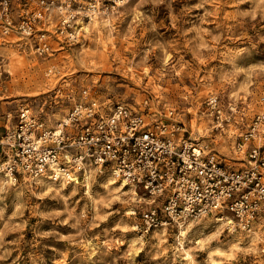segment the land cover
Masks as SVG:
<instances>
[{"label": "rangeland", "instance_id": "rangeland-1", "mask_svg": "<svg viewBox=\"0 0 264 264\" xmlns=\"http://www.w3.org/2000/svg\"><path fill=\"white\" fill-rule=\"evenodd\" d=\"M53 25L45 54L0 26V134L20 105L52 125L82 99L135 109L146 99L227 163L247 162L235 145L264 112V0H126L74 40ZM263 130L247 144L264 143ZM121 182L0 176V264H264V233L229 230V216L138 233L132 211L147 199Z\"/></svg>", "mask_w": 264, "mask_h": 264}, {"label": "built area", "instance_id": "built-area-1", "mask_svg": "<svg viewBox=\"0 0 264 264\" xmlns=\"http://www.w3.org/2000/svg\"><path fill=\"white\" fill-rule=\"evenodd\" d=\"M124 1L0 0V26L4 34L15 30L45 54L50 23L56 35L74 40L84 20ZM82 94L87 97L86 89ZM143 104L142 109L123 103L105 108L82 99L52 125L20 105L0 134V176L77 183L92 173L113 175L144 191L147 200L132 211L133 229L142 235L206 215L229 216V230H264V143L247 144L264 126V112L239 135L236 151L247 162L235 167L190 137L172 111L160 117L146 99Z\"/></svg>", "mask_w": 264, "mask_h": 264}, {"label": "bare ground", "instance_id": "bare-ground-1", "mask_svg": "<svg viewBox=\"0 0 264 264\" xmlns=\"http://www.w3.org/2000/svg\"><path fill=\"white\" fill-rule=\"evenodd\" d=\"M90 21V20H89ZM105 21H107V18L105 19ZM114 177V176H113ZM88 178V176H86L84 179H87ZM115 178V177H114ZM121 185H126V182H124L123 180H122V182H121ZM129 188H130V191H131V194H132V196L134 197V198H136L137 197V195H138V192H137V188H135L133 185H129ZM145 199H146V197H145ZM204 217H207V215L206 216H203V217H200L199 219H201V218H204ZM222 217H226V215H223ZM195 219H187V220H185V221H178L177 223H176V225L178 226V232H181V233H184L185 232V230H184V227H189V224H191L190 222H188V223H185L186 221H194ZM198 220V219H197ZM257 230H259V231H261V232H263L264 233V230H260V229H257ZM255 232V231H254ZM251 233V232H250ZM180 236V235H179ZM181 237V236H180ZM186 257L187 258H189V260L190 261H192V257H191V255H190V253H188V252H186Z\"/></svg>", "mask_w": 264, "mask_h": 264}]
</instances>
